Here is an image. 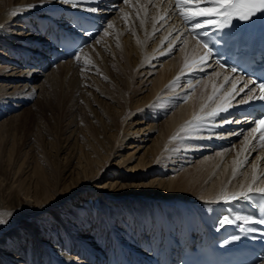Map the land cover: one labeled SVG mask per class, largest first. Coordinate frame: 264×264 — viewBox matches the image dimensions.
<instances>
[{
  "label": "bare ground",
  "instance_id": "obj_1",
  "mask_svg": "<svg viewBox=\"0 0 264 264\" xmlns=\"http://www.w3.org/2000/svg\"><path fill=\"white\" fill-rule=\"evenodd\" d=\"M55 5L78 8L72 0H0V141L7 146V134L15 118L28 109L23 105L57 84L63 77L60 68L63 75L85 72L99 60L113 71L117 70L116 77L124 74V80L117 79L119 83L134 88L137 70L148 59L178 48L176 55L161 62L163 68L152 79L148 95L140 97L142 104L136 106L143 107V110L144 106L155 108L157 113L153 118L169 112L159 126L150 125L152 130L157 129V134L144 149L141 162L142 165L159 163L163 169L157 170L156 179L139 187L143 189L137 195L132 193L134 187L131 183L120 181L122 177L129 180V175L120 172L117 173L120 177L118 183L106 185L104 182L100 186L94 182L95 176L106 172L102 169L107 159H101L106 162L103 167L94 160L105 153L96 148L86 151L84 149L90 144L83 140L79 144L78 138H74L72 142H66L72 143L73 152L66 165L58 169L53 187L49 189L39 186L40 178L35 168L25 163L20 147L13 158H9V166H5L7 159L0 153V213L3 212L0 216V264H36L40 261L37 255L46 249V264H128L131 259V264H142L143 260L139 258L142 255L153 260L152 264H164L165 251L157 250L155 242L165 237L166 230L170 232L172 242L184 239L192 224V230L199 223L204 231L212 230L220 221L232 218L226 211L237 215L244 211L242 198L247 191L264 188V148H257L244 134L228 147L215 148L201 143L200 137L206 135L207 129L194 125V122L202 112L218 103L227 88L222 86L223 78L218 71L188 83L178 82L197 48L181 30L180 36L175 32L187 8L174 7L170 19L161 20L166 1L123 0V7L109 17L107 27L89 45L73 58L41 72L38 62L42 63L44 59L42 53L37 61L34 58L25 64L22 62L27 56L25 48L35 39H45L37 31L32 33L33 16H37L38 24H42L40 14ZM48 12L52 16L57 14L53 10ZM156 31L160 34L156 35L155 43L152 42L154 47L150 53L146 45ZM112 78L101 83L112 82ZM187 88L193 89L191 97ZM115 92L120 99L119 109L125 108L130 97L122 91ZM131 111L121 117L118 125L106 118L105 131L96 139L103 144V138L111 136L110 131H115L118 137L120 130L124 131L125 139L133 138L132 135L139 131H130L123 126ZM77 151L80 153V168L73 167L70 160ZM88 155L95 156L90 158ZM110 171V175L114 174L112 169ZM29 175L31 179H26ZM105 186L107 189L102 190ZM110 200L112 203L121 202L123 209L109 204ZM145 207L152 209H142ZM90 211L98 218V224L91 220ZM26 213L33 214L32 221L24 219ZM21 214L24 218L19 217ZM135 214L138 215L135 217ZM197 214L205 223L194 219ZM246 217L245 213L243 218ZM89 221L93 222V227L85 226ZM20 235L26 237L23 242ZM114 235L123 242H115ZM11 241L19 242L17 251L6 249ZM101 250L105 251L104 254L96 256L95 252ZM155 252H161L158 261L154 258ZM121 255L124 257L122 262ZM30 257L33 262L28 263Z\"/></svg>",
  "mask_w": 264,
  "mask_h": 264
},
{
  "label": "rangeland",
  "instance_id": "obj_2",
  "mask_svg": "<svg viewBox=\"0 0 264 264\" xmlns=\"http://www.w3.org/2000/svg\"><path fill=\"white\" fill-rule=\"evenodd\" d=\"M158 34H160V31L154 32L153 36H150L149 43L146 45L150 53L154 47L152 45L155 43L156 35ZM177 52L178 48L173 49L169 53L159 54V56L157 54V56L148 59V61L137 70L139 72L135 79L134 88H129L128 85L119 83L117 79L120 78L124 80V74L120 73V76L118 75L116 77L117 70L113 71L111 67L108 68L105 63L99 60L89 67V69H86L85 72L67 73V75H63V71H61L60 68V73L63 77L56 82L57 84L41 92V95H36L29 99L27 103L23 105L24 107L27 106L28 109L15 118L14 125L10 133L7 134V146H4L2 143L3 141H0V153H3L7 159L5 160V166H9V158H13L16 150L20 147L22 150V158H24L25 163L31 168H35L37 177L41 179H39V186L41 188L46 186L52 189L58 169L66 165L67 158H70L68 157L70 156L69 154L73 152L72 143L66 142H72L74 138H78L77 142L79 144L82 140L90 144V147L88 146L84 150L87 151L89 148L95 150L96 148L105 153V155H100V158L98 157L94 160L100 163L99 166L103 167V163L106 162L101 161V159H107V163L102 169V171L104 170L106 172L99 176H95L94 182L96 184L101 186L104 182H106V185L111 182L118 183L120 177H117V173L120 172L121 175H129V180L122 177L120 181H128V183H131L134 187L131 190L133 191L132 193L134 195L140 194L137 192H140L143 188L139 187L156 179L158 175L157 170L163 169V166L159 163L146 162L143 165L141 163L144 149L151 144L152 139H154L157 134V129L155 128L152 130L150 125H158V123L162 122L166 116L169 115V112L166 115L162 113L163 111H160L163 115L153 118L152 116H156L155 113H157V111H154L156 110L155 108L144 106L145 110H143V107H139V109L136 108V106H141L142 104V99L140 97L148 95L153 83L152 79H154L159 70L163 68L161 62L165 60V62H167L172 56L176 55ZM111 76L113 77L111 79L112 82L101 83V81ZM139 83H141L142 86L140 85L141 87L137 89ZM99 88H101V92ZM115 91H122L125 95L130 97V102L125 108L119 109L120 99H117L118 95ZM191 91L189 92V96L191 95ZM106 102H109V104ZM128 110L132 111L123 122V126L130 131H139L132 135L133 138L129 136L128 139H125L123 137L124 131L122 132V130H120L118 137L115 135V131H110L112 132L111 136L108 138L105 137V139L103 138V144L100 139H96L98 135L101 136L105 131L104 124H106V118H109L112 123L118 125L121 117ZM129 121H132L131 125ZM122 137L123 140L121 139ZM79 154L80 153L77 151V154L70 159L73 167L80 168L78 165L81 164ZM107 154H109V156H107ZM88 156L93 158L95 155ZM126 157L128 158L123 160V158ZM120 161L123 162L121 163ZM127 168L132 170H126ZM110 169H112L114 174L110 175ZM95 171H97V169ZM30 175L25 178L31 179ZM159 176L163 178L162 173H160ZM107 181H109V183H107ZM23 183L25 182L23 181ZM106 189L105 186L102 190ZM131 200L138 201L136 199H130L129 201ZM112 202L111 200L108 201V203L113 204L114 207L124 206L123 204L121 205V202ZM151 203L153 204V200H151ZM107 206L108 208L112 207V205ZM120 208L123 209V207ZM142 209L151 210L152 208L145 207ZM83 213L85 214L84 211ZM89 213L91 220L97 223L98 218L96 215L91 211ZM23 214L19 217H25L24 219L27 220L33 218L31 217L33 214L26 213L25 215L27 216ZM140 214L142 215V213ZM2 215L3 212L0 213V216ZM136 215L138 214L134 216L136 217ZM156 215H160V213ZM122 216L123 212L120 213L119 217L121 218ZM30 221H32V219H30ZM117 221L116 223H119ZM85 223V226L93 227V222L89 221ZM99 225L102 226V224ZM19 238L20 241L23 242L26 237L20 235ZM105 238L106 237H104V239ZM114 241L119 243L123 242L116 236L114 237ZM18 243V241H11L6 249L12 248L17 251ZM34 247L35 244L31 246L32 250ZM39 247L42 246L39 245ZM68 250H71V248ZM104 252L105 251L101 250L95 253L97 256L104 254ZM41 253L42 254L37 255L40 261H37L36 264H38V262H40V264H46L45 260H47L46 258L48 257L47 249L43 252L41 251ZM44 253L46 254L44 255ZM37 257L36 259L38 260ZM30 261L33 262V258L30 257L29 260H27L28 263Z\"/></svg>",
  "mask_w": 264,
  "mask_h": 264
}]
</instances>
